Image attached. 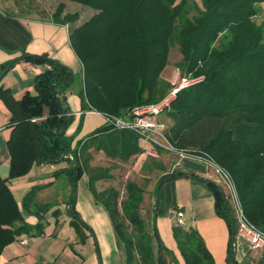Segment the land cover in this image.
Segmentation results:
<instances>
[{
    "label": "trees",
    "instance_id": "1",
    "mask_svg": "<svg viewBox=\"0 0 264 264\" xmlns=\"http://www.w3.org/2000/svg\"><path fill=\"white\" fill-rule=\"evenodd\" d=\"M69 1L93 10L89 17L72 25L79 12L63 15L65 5L58 2L50 16L55 23L69 24V42L82 65L78 90L81 110L122 116L134 106L159 100L169 86L161 73L170 48L177 44L178 68L203 79L181 89L165 112L172 119L167 139L175 147L187 148L183 147V134L203 119H212V130L195 149L227 170L245 217L264 232V14L260 22L254 20L264 0H200V4L194 0ZM192 10L196 14L190 16ZM18 58L46 62L50 67L35 76L34 95L26 92L16 100L9 89L0 87V98L11 114L9 174L0 177V254L17 236L40 234L42 214L50 207H37L34 213L38 222L27 223L9 188L10 179L25 175L33 164L65 160L67 166L54 174H64L72 189L83 169L88 168L90 147L123 160L141 151L133 131L108 124L72 146L73 136H66L65 131L73 116L65 105L64 93L75 83V74L46 54L24 53ZM183 115H190L191 122L182 123ZM108 171L95 169L89 178L108 177ZM175 175L166 173L158 182ZM205 181L214 198L215 213L229 228L227 261L238 264L231 249V234H236L231 207L221 186ZM124 187L120 200L112 187L96 194L109 216L123 264H166L157 230L155 226L149 230V221L139 210L142 188L131 180ZM35 192L36 187H32L24 195L22 206L34 199ZM74 196L72 189L66 213L79 232L85 224L74 210ZM156 204L157 200L154 207ZM172 234L184 264H215L194 228L174 224Z\"/></svg>",
    "mask_w": 264,
    "mask_h": 264
},
{
    "label": "crops",
    "instance_id": "2",
    "mask_svg": "<svg viewBox=\"0 0 264 264\" xmlns=\"http://www.w3.org/2000/svg\"><path fill=\"white\" fill-rule=\"evenodd\" d=\"M80 7H83L88 15L83 17L80 11L79 19L72 25L79 24L93 13L89 7ZM66 10H70L67 3ZM68 29L69 24L55 23L33 11L26 10L22 13L18 8L9 11L0 0V87L9 89L16 100L21 99L26 92L35 94L34 78L50 67L48 63L17 60L5 73L2 71L3 65L24 53L46 54L67 66L76 76L73 86L64 93L65 105L73 116L65 135L73 136V146L76 140L87 139L104 126L105 120L101 112L81 110L78 90L81 85L82 65L70 45ZM10 115L7 105L0 98V177H7L9 174L10 155L7 140L10 135ZM142 144L137 139L140 153L132 154L125 160L110 156L94 146L88 149V168L83 169L74 190V210L85 224L80 227L79 232L70 224L71 216L66 213L70 205L69 194L73 188L71 189L64 174H54L67 166L65 160L53 164H33L25 175L10 179L9 188L27 223L34 225L38 222L39 219L34 213L37 207L45 204L50 207L42 214V232L38 235L30 232L17 236L3 248L0 264H98V256L101 264H123L122 252L111 222L96 194L112 187L119 192L120 200L125 192L127 180L134 181L142 188L139 209L144 203L145 211L140 212L141 216L149 221V212L153 214L156 209V218L153 224L149 222L148 227L151 230L155 226L157 230L164 246L161 253L166 264H184L172 234L176 210L183 211L186 227L194 228L199 233L215 264H229V228L226 221L215 213L214 198L205 181L211 180L221 186L216 173L199 160L178 158L176 154L167 151H159V156L154 162L153 158L144 155ZM148 145L145 143L144 146ZM106 168L109 170L108 177L95 180L89 178L95 169ZM171 172L176 175H189H178L161 183L154 207L155 185L159 183L161 176ZM32 187H36L34 199L28 205L22 206L24 195ZM55 210L58 211L57 214L53 213ZM21 240H26V243L23 244ZM157 244L154 239V248ZM231 249L238 264H264V245L252 249L247 241L236 233Z\"/></svg>",
    "mask_w": 264,
    "mask_h": 264
},
{
    "label": "built area",
    "instance_id": "3",
    "mask_svg": "<svg viewBox=\"0 0 264 264\" xmlns=\"http://www.w3.org/2000/svg\"><path fill=\"white\" fill-rule=\"evenodd\" d=\"M203 79L202 75L193 76L177 68L173 79L165 94L156 102L141 104L132 107L122 116L103 114L105 124L118 129L133 131L139 143L142 144V152L149 158H158L160 149L174 153L178 158H190L199 160L211 167L216 173L224 195L231 207L236 223L237 235L243 237L250 248L254 249L264 245V232L255 227L244 215L235 184L230 174L222 166L217 164L208 154L195 148H178L167 139L168 125L161 115L170 109L172 101L177 93L188 86L194 85ZM175 225L186 227L183 221V211L174 213ZM23 244L26 240H21ZM19 264H26L20 262Z\"/></svg>",
    "mask_w": 264,
    "mask_h": 264
},
{
    "label": "rangeland",
    "instance_id": "4",
    "mask_svg": "<svg viewBox=\"0 0 264 264\" xmlns=\"http://www.w3.org/2000/svg\"><path fill=\"white\" fill-rule=\"evenodd\" d=\"M197 4H200V0H194ZM2 5L4 6V8H6L9 11H14L16 8H18L19 10H21V12L25 13V11L27 10L29 11H33L34 13H36L37 15H42L43 17H46L48 19H50V16L52 15L56 5L58 2H63L64 5L65 3H67V6L70 8L69 11H63V15L67 12H74L77 11L78 8V12L81 11V15L86 16L88 15V13H86L87 11L83 9V7H80V5H77L75 2L69 3L70 1L68 0H1ZM79 4V3H78ZM73 10V11H71ZM86 11V12H85ZM193 14H196V10H192L190 12V16H192ZM263 14H264V3L261 4V9L260 12L258 14L257 17L254 18V20L256 22H260L261 19L263 18ZM180 59V52L177 49V44H174L169 51L168 54V62L167 65L164 67L163 71H162V77L165 78L168 83L173 79V76L175 74L176 69L178 68L177 66V61ZM162 119L164 120V122L166 123V125L170 126L172 123V119L166 115V113H162L161 115ZM191 117L190 115H183L181 117V121L182 123H189L191 122ZM213 124L214 121L208 120V119H203L196 128L191 127L190 129H188L183 135L185 136V141H186V145L183 147H187V148H197L199 147V143L200 141H204L206 139V137L209 135L210 130H212L213 128ZM145 145V143H144ZM160 152H166L163 149H160ZM152 160V159H151ZM155 160V161H154ZM153 161L156 162V159L153 158ZM211 170H213L211 168ZM214 171V170H213ZM156 188V185H155ZM155 191V190H154ZM155 195L154 199L156 200V192H154ZM155 204V203H154ZM144 203H143V207H141L140 212L142 213L144 210ZM109 218V216H108ZM110 220V219H109ZM149 222L153 224V214L151 213V211L149 212Z\"/></svg>",
    "mask_w": 264,
    "mask_h": 264
},
{
    "label": "water",
    "instance_id": "5",
    "mask_svg": "<svg viewBox=\"0 0 264 264\" xmlns=\"http://www.w3.org/2000/svg\"><path fill=\"white\" fill-rule=\"evenodd\" d=\"M19 58H14V59H12L9 63H8V65H7V67L3 70V73H5L9 68H10V66L15 62V61H17ZM38 137L39 136H37V139H36V145H38ZM42 164H48L47 162H41ZM182 176H188L189 174H187V173H183V174H181ZM178 175H175L174 177H177ZM172 177H166V178H162L160 181H159V183L156 185V188H155V192H156V200L158 199V191H159V187H160V185H161V183H163L165 180H169V179H171ZM75 185H76V182L74 183V186H73V191L75 190ZM155 218H156V209H154V212H153V221L155 220ZM231 239H232V242H234L235 241V232H233L232 234H231ZM97 262H98V264H101V260H100V258H99V256H98V258H97Z\"/></svg>",
    "mask_w": 264,
    "mask_h": 264
}]
</instances>
